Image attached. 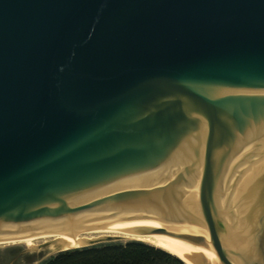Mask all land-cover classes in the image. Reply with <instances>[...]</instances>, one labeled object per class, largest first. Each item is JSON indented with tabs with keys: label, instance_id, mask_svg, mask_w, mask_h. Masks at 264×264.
I'll return each instance as SVG.
<instances>
[{
	"label": "water",
	"instance_id": "95a60500",
	"mask_svg": "<svg viewBox=\"0 0 264 264\" xmlns=\"http://www.w3.org/2000/svg\"><path fill=\"white\" fill-rule=\"evenodd\" d=\"M107 228L264 264V0H0V241Z\"/></svg>",
	"mask_w": 264,
	"mask_h": 264
},
{
	"label": "bare ground",
	"instance_id": "6f19581e",
	"mask_svg": "<svg viewBox=\"0 0 264 264\" xmlns=\"http://www.w3.org/2000/svg\"><path fill=\"white\" fill-rule=\"evenodd\" d=\"M146 229H99V230H82L65 232L58 234L39 235L24 238H16L0 241V245H8L12 243H18L23 241H30L35 243L37 241H52L56 237H64L55 242L59 244L61 249L58 252L86 247L92 243L103 241L107 239H127L136 240L152 245L156 248L162 249L170 255L178 258L184 264H188L183 258L189 253V247L195 248L207 262L216 263V257L213 250L205 245H198L188 240L173 238L160 233L146 232ZM14 245V244H13Z\"/></svg>",
	"mask_w": 264,
	"mask_h": 264
},
{
	"label": "trees",
	"instance_id": "16d2710c",
	"mask_svg": "<svg viewBox=\"0 0 264 264\" xmlns=\"http://www.w3.org/2000/svg\"><path fill=\"white\" fill-rule=\"evenodd\" d=\"M40 264H184L147 243L127 240L58 252Z\"/></svg>",
	"mask_w": 264,
	"mask_h": 264
},
{
	"label": "rangeland",
	"instance_id": "374dc122",
	"mask_svg": "<svg viewBox=\"0 0 264 264\" xmlns=\"http://www.w3.org/2000/svg\"><path fill=\"white\" fill-rule=\"evenodd\" d=\"M120 241H127V239H107L103 241H98L95 243H92L88 246H92L95 244H101V243H108V242H120ZM35 244H43V241H37ZM3 246V247H1ZM24 244H14V245H0V262H12V264H18V262H26L27 264H33L36 260H41L43 258H48L54 254H56L57 251H60L59 244L57 242H52L46 245H43L35 250H29L25 252L24 254L20 255L23 251ZM20 255V256H19ZM19 256V257H18ZM18 257V258H17ZM17 258V259H16Z\"/></svg>",
	"mask_w": 264,
	"mask_h": 264
},
{
	"label": "crops",
	"instance_id": "0c3cea01",
	"mask_svg": "<svg viewBox=\"0 0 264 264\" xmlns=\"http://www.w3.org/2000/svg\"><path fill=\"white\" fill-rule=\"evenodd\" d=\"M46 258H43V259H39V260H36V261H34L33 262V264H40L43 260H45ZM11 262H6L5 260H4V262H0V264H10ZM12 264V263H11ZM18 264H27L26 262L24 263V262H18ZM28 264H30V263H28Z\"/></svg>",
	"mask_w": 264,
	"mask_h": 264
}]
</instances>
